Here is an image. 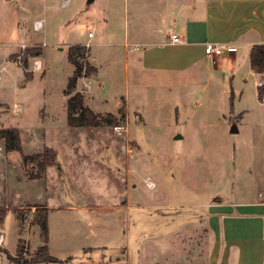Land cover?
<instances>
[{"label": "rangeland", "instance_id": "1", "mask_svg": "<svg viewBox=\"0 0 264 264\" xmlns=\"http://www.w3.org/2000/svg\"><path fill=\"white\" fill-rule=\"evenodd\" d=\"M131 1L68 0L62 6L63 0H0V130L15 128L22 148V155L6 151V141L0 139V207L7 209L0 229V264H13L7 254L15 257L19 248L21 259L34 253L40 244L35 225L44 217L45 204L78 200L87 205L80 217L56 211L50 218L57 261L49 264L164 262L180 255L175 245L188 238V228L197 221L205 222L208 204L236 203L258 186L249 172L253 167L245 165L251 160V145L242 128L231 133L228 126L229 106L243 91L230 72L236 66L227 57H217L196 76H170L168 87L146 77L135 83L124 67V52L143 41L135 32ZM36 22L40 30L34 29ZM85 44L89 49L83 47L78 61L95 65L98 73L89 71L88 77L78 79L75 93L94 97L86 105L99 116L98 130L66 123L64 96L73 73L67 51ZM242 53L246 55L241 49L239 58ZM35 62L41 64L36 71ZM83 81H90L91 88L85 89ZM262 118L257 140L262 143L255 147V156L264 161V108ZM116 124L126 137L115 136ZM72 140L131 148L128 203L133 207L127 214L99 208L124 202L114 188H107L106 168L121 169L111 149L83 152L86 186L81 194L73 192L78 184L66 178L72 154L64 145ZM45 147L54 149L58 163L47 175L48 168L41 172L37 166L40 159H22L40 155ZM147 179L155 184L152 190L144 185ZM64 236L67 245L59 242Z\"/></svg>", "mask_w": 264, "mask_h": 264}, {"label": "crops", "instance_id": "2", "mask_svg": "<svg viewBox=\"0 0 264 264\" xmlns=\"http://www.w3.org/2000/svg\"><path fill=\"white\" fill-rule=\"evenodd\" d=\"M131 2L130 12L134 23H136L135 32L142 37L143 41L134 43V49L131 52H124V67L127 73L131 71L133 78L137 80L135 83L142 82L146 77L157 81L161 86L168 87L170 76L181 73L196 76L199 71L207 70V64L210 65L212 62L213 65L217 57L212 60L204 54L206 43L218 46L233 45L237 48L234 54L218 56L231 60L233 66L236 67L230 72L233 76L236 75L243 85V91L240 92L237 102L229 106L228 126H234L237 133L242 128L247 144L252 146L253 150L251 146L249 147L251 160L246 159L245 165L253 167L249 172L252 174V182L258 185L250 195L236 203L214 202L208 204L205 222L204 220L201 223L197 221L195 227L188 228V238L183 240L195 239V242L183 244V241H180L175 245L179 256L170 255L164 262L155 264H264V161H261V155L259 159L255 156L257 150L255 147L262 143L257 140L260 137L259 129L264 108V102L258 100L257 87L264 83V75L253 73L249 61L251 47L256 44H264V0H132ZM172 34L179 37L180 43H169V37ZM125 38H128V35ZM86 45L73 46L83 47ZM241 49L246 51V55L242 53V58H239L238 52ZM90 62L93 63V61ZM235 62L236 64H234ZM93 68L97 75L98 69L95 65ZM214 69L213 66L210 67V70ZM64 98L66 116L67 98L66 96ZM87 98L94 97L90 94V97ZM87 98H83V105L86 107H88L86 105ZM224 117L226 119L225 115ZM68 129L70 130V128ZM251 129L255 131L251 133ZM123 136L126 137L127 134ZM64 145L72 154L69 155L68 170L70 174L68 173L66 178L68 183L78 184L79 187L76 186L73 189L75 194H81L80 189L86 186L85 178L87 176H85L86 165L83 160V152L92 150V147L96 151L104 148L111 149L112 156L121 169L112 172L106 168L110 182L107 183V188H114V193L116 192L118 198H122L124 202L99 208L121 209L125 210L127 214L133 207L128 203L130 197L128 174L134 170L130 168L129 162L131 148L122 144L92 145L74 140L66 142ZM133 163L138 162L134 159ZM123 167L125 172H123L124 169L122 170ZM50 169L52 170V167L46 170V175ZM146 182H148L147 185ZM145 183L147 189L155 188V184L149 182L148 179L145 180ZM79 201L76 203L63 201L62 204L53 206L42 203L46 208L48 253L56 260L57 253L53 251L54 241L50 218L56 211H64L66 216L77 218L75 215L79 216L78 212L87 208L86 204ZM79 219L78 222L81 223ZM102 226L96 224V227ZM189 233H194V237ZM59 242L67 245V238L64 236L62 239L60 238ZM2 243L3 241L0 246ZM191 244L196 246L194 252ZM40 245H42L41 235L38 247ZM86 248L88 247L83 249ZM64 255L68 256L67 250L64 251ZM9 256L13 257L12 254ZM24 263L30 264L27 261ZM86 264H100V262L87 261Z\"/></svg>", "mask_w": 264, "mask_h": 264}, {"label": "trees", "instance_id": "3", "mask_svg": "<svg viewBox=\"0 0 264 264\" xmlns=\"http://www.w3.org/2000/svg\"><path fill=\"white\" fill-rule=\"evenodd\" d=\"M83 47L72 46L69 47L67 51V59L68 62L73 66V73L67 83L66 96H68V98L66 102V119L67 125L70 128L96 129L100 124L99 116L93 113V111L88 107L83 105V96L81 94L75 93V85L77 80L82 77H88L89 71L95 73L93 66L91 67L86 63L78 61V59H83ZM39 54L40 53H37L36 56ZM249 61L250 69L253 73L257 75H264V44H256L251 47ZM257 96L259 101L264 102V83L257 87ZM112 119L113 118H110V121H113ZM117 125L118 124L114 126ZM0 139H4L6 141V151L18 152L22 155L19 133L15 128L0 130ZM22 159L24 162L29 160L37 161V159H40L37 162V166L41 172L45 171V169L49 167L58 166L56 153L49 147H45L40 155L23 156ZM6 210V208L0 207V229H2L4 223ZM37 225L40 229L42 245H40L27 260L20 258V248L18 249L15 257H11L9 254H7V258L12 261L13 264H21L25 261L29 262L30 264H49L57 261L48 253V229L45 214L43 218L37 221Z\"/></svg>", "mask_w": 264, "mask_h": 264}, {"label": "built area", "instance_id": "4", "mask_svg": "<svg viewBox=\"0 0 264 264\" xmlns=\"http://www.w3.org/2000/svg\"><path fill=\"white\" fill-rule=\"evenodd\" d=\"M68 3V0H63L62 2V6H65L66 4ZM39 27V29H37ZM42 27L41 23L40 22H36L34 24V29L35 30H40ZM92 35L90 33H88V37H91ZM169 43L170 44H177V43H180V39L177 35L175 34H172L170 35L169 37ZM85 48L88 50L89 47L88 45L85 46ZM237 51V48L233 45L231 46H218L216 44H212V43H206L204 45V54L210 58V59H214L215 57H218V56H223L225 54H234L235 52ZM37 66L40 68L41 67V64L40 62L37 64ZM38 68V69H39ZM36 68V62L34 63V70H38ZM83 87L85 89H90V81L86 82V81H83ZM112 131L113 133L115 134V136L117 137H120V136H123L125 134V129H123V127H120V125H117V126H113L112 127ZM2 242V236H0V243Z\"/></svg>", "mask_w": 264, "mask_h": 264}, {"label": "water", "instance_id": "5", "mask_svg": "<svg viewBox=\"0 0 264 264\" xmlns=\"http://www.w3.org/2000/svg\"><path fill=\"white\" fill-rule=\"evenodd\" d=\"M89 2H91V0H89ZM230 132L231 133H236V128L234 126H232L231 129H230Z\"/></svg>", "mask_w": 264, "mask_h": 264}, {"label": "bare ground", "instance_id": "6", "mask_svg": "<svg viewBox=\"0 0 264 264\" xmlns=\"http://www.w3.org/2000/svg\"><path fill=\"white\" fill-rule=\"evenodd\" d=\"M37 29H39V27H38ZM38 63H39V62H36V68H37V69L39 68V67L37 66Z\"/></svg>", "mask_w": 264, "mask_h": 264}]
</instances>
